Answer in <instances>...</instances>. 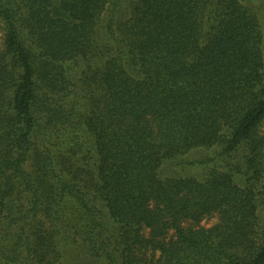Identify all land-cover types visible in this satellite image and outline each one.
<instances>
[{
    "label": "trees",
    "instance_id": "1",
    "mask_svg": "<svg viewBox=\"0 0 264 264\" xmlns=\"http://www.w3.org/2000/svg\"><path fill=\"white\" fill-rule=\"evenodd\" d=\"M0 264H264V0H0Z\"/></svg>",
    "mask_w": 264,
    "mask_h": 264
},
{
    "label": "rangeland",
    "instance_id": "2",
    "mask_svg": "<svg viewBox=\"0 0 264 264\" xmlns=\"http://www.w3.org/2000/svg\"><path fill=\"white\" fill-rule=\"evenodd\" d=\"M250 7L252 6L253 8L256 7L255 3H249ZM255 9V8H254ZM201 158V153L200 151H192L188 154L183 155L181 158L176 159L175 161L178 162H183L182 168L178 167V170L181 172L187 171L190 174H195L198 176L203 175L204 171L203 168L204 166H201L200 164L197 163V161ZM193 162V163H190ZM168 165H165L163 168V173H171L170 172V167Z\"/></svg>",
    "mask_w": 264,
    "mask_h": 264
}]
</instances>
